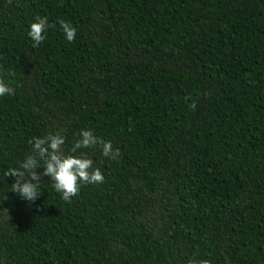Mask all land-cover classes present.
Segmentation results:
<instances>
[{
	"label": "trees",
	"instance_id": "1",
	"mask_svg": "<svg viewBox=\"0 0 264 264\" xmlns=\"http://www.w3.org/2000/svg\"><path fill=\"white\" fill-rule=\"evenodd\" d=\"M0 78V264H264V0H0ZM82 130L121 153H75L103 183L11 191L29 140Z\"/></svg>",
	"mask_w": 264,
	"mask_h": 264
},
{
	"label": "clouds",
	"instance_id": "2",
	"mask_svg": "<svg viewBox=\"0 0 264 264\" xmlns=\"http://www.w3.org/2000/svg\"><path fill=\"white\" fill-rule=\"evenodd\" d=\"M60 27L68 42H74L76 28L66 20L59 21ZM55 24H49L48 18L37 16L35 22L30 24L28 36L33 41V47H38L46 39L45 33L49 28H55ZM15 95V89L10 87L0 78V97ZM187 100L188 97H185ZM195 108V103L189 105ZM33 146V154L28 155L18 168H9L5 176L15 177L11 185V191L17 193L21 198L34 202L40 195V181L42 176L49 177L54 183V189L62 194V199L71 202L72 197L79 194L81 184H97L104 182V175L99 168L94 167V162L86 154L75 155L79 149L93 148L100 146L105 157L117 160L121 153L119 149H113L111 141H104L97 137L92 130H82L80 138L74 142L68 155H64L62 146L65 144V137L60 132L49 133L40 138L35 137L29 140ZM41 161L43 164L41 165ZM43 168L42 173L37 169ZM29 179H24L25 175ZM6 197V196H5ZM7 199V197H6ZM189 264H197L195 260ZM198 264H210L208 260H201Z\"/></svg>",
	"mask_w": 264,
	"mask_h": 264
}]
</instances>
